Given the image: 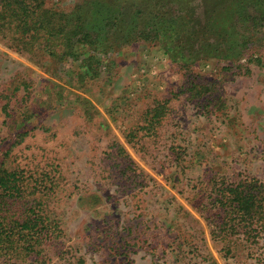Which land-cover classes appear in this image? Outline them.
<instances>
[{
	"label": "rangeland",
	"instance_id": "rangeland-1",
	"mask_svg": "<svg viewBox=\"0 0 264 264\" xmlns=\"http://www.w3.org/2000/svg\"><path fill=\"white\" fill-rule=\"evenodd\" d=\"M79 1L44 3L67 13ZM10 36L0 33V156L63 230L62 248L14 264H264V229L233 236L228 252L206 218L213 183L264 185V39L239 61L183 69L149 42L110 48L109 34L98 75L82 82L78 61ZM154 100L167 101L148 133Z\"/></svg>",
	"mask_w": 264,
	"mask_h": 264
},
{
	"label": "trees",
	"instance_id": "trees-1",
	"mask_svg": "<svg viewBox=\"0 0 264 264\" xmlns=\"http://www.w3.org/2000/svg\"><path fill=\"white\" fill-rule=\"evenodd\" d=\"M44 1L0 0V33L9 32L8 39L19 49L42 44L52 56L78 61L76 75L82 82L98 75L101 41L109 34L110 48L149 42L183 69L202 60L239 61L264 39V0H80L67 13L46 7ZM224 14L230 17L220 27ZM96 19L105 27V36L91 29ZM166 101L154 100L143 113L141 128L153 132ZM140 127L128 132V141ZM213 185L207 225L212 239L224 242L222 249L229 252L227 241L233 236L244 240L264 229V185L254 178ZM37 189L23 170L9 168L0 156V260L14 264L28 257L45 258L43 252L49 255L63 247V230L34 197Z\"/></svg>",
	"mask_w": 264,
	"mask_h": 264
}]
</instances>
